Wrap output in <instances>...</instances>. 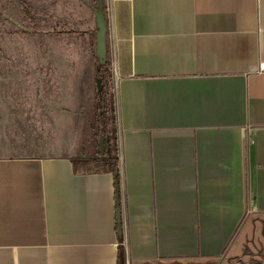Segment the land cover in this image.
<instances>
[{"label":"crops","instance_id":"crops-1","mask_svg":"<svg viewBox=\"0 0 264 264\" xmlns=\"http://www.w3.org/2000/svg\"><path fill=\"white\" fill-rule=\"evenodd\" d=\"M105 14L122 165L0 156V264H264V0Z\"/></svg>","mask_w":264,"mask_h":264},{"label":"rangeland","instance_id":"rangeland-1","mask_svg":"<svg viewBox=\"0 0 264 264\" xmlns=\"http://www.w3.org/2000/svg\"><path fill=\"white\" fill-rule=\"evenodd\" d=\"M97 10L99 0H0V156L119 162L109 25L102 65Z\"/></svg>","mask_w":264,"mask_h":264},{"label":"water","instance_id":"water-1","mask_svg":"<svg viewBox=\"0 0 264 264\" xmlns=\"http://www.w3.org/2000/svg\"><path fill=\"white\" fill-rule=\"evenodd\" d=\"M96 25H97V33H96V55L99 58V61L102 65L107 62V34H108V22L103 11V3L102 0H99V10H97L96 15ZM101 80H98L99 90H102ZM102 151H104V145L102 143ZM120 220V213L118 215Z\"/></svg>","mask_w":264,"mask_h":264},{"label":"built area","instance_id":"built-area-1","mask_svg":"<svg viewBox=\"0 0 264 264\" xmlns=\"http://www.w3.org/2000/svg\"><path fill=\"white\" fill-rule=\"evenodd\" d=\"M113 69H114V76H115V66H114V63H113ZM262 70H263V67L260 68V71H262ZM114 84H115V99H116V104H117V79H116V76L114 78ZM118 164L121 167V165H122V154H121V152H120ZM126 264H132V260H131L130 257L126 260Z\"/></svg>","mask_w":264,"mask_h":264}]
</instances>
